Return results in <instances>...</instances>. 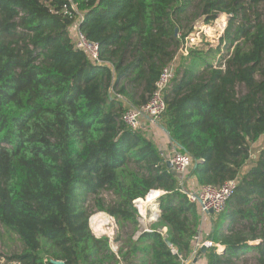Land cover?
<instances>
[{"label":"trees","instance_id":"16d2710c","mask_svg":"<svg viewBox=\"0 0 264 264\" xmlns=\"http://www.w3.org/2000/svg\"><path fill=\"white\" fill-rule=\"evenodd\" d=\"M263 1L0 0V225L23 244L9 260L184 264L202 213L183 187L236 178L214 219L212 237L224 251L197 254L206 264H237L257 250L264 264V146L254 147L264 136ZM222 13L229 22L218 44L193 46L178 62L196 23L210 26ZM77 21L99 43V63L75 46ZM171 63L160 122L173 148L193 157L184 174L169 167L171 154L145 125L123 121L127 109L148 103ZM151 190L164 193L160 217L145 231L134 200ZM96 211L115 217L117 252L93 233ZM242 220L246 233L235 227ZM129 225L132 233H123Z\"/></svg>","mask_w":264,"mask_h":264},{"label":"built area","instance_id":"2783aa9c","mask_svg":"<svg viewBox=\"0 0 264 264\" xmlns=\"http://www.w3.org/2000/svg\"><path fill=\"white\" fill-rule=\"evenodd\" d=\"M221 16L216 20H218ZM80 22L77 21L70 29V35L73 39L75 46L79 49L84 50L88 57L95 63L100 62V45L97 42L90 41L80 30ZM205 25V24H203ZM206 26V25H205ZM223 33V32H222ZM222 35V34H221ZM220 35V36H221ZM183 51V50H182ZM189 52L188 47L185 49ZM188 54V53H185ZM175 77V66L173 63L167 65L160 76V79L156 83V90L151 96L147 104L140 108L131 107L127 109L123 114V121L133 129L140 128L144 122L145 118H148L150 122L159 123L162 114L166 108L164 101L163 92L166 88L171 86L172 80ZM171 162L172 167L175 168L180 174H184L187 169L193 164V157L188 152H182L178 149H174L171 155L167 158V161ZM180 182H183V176L181 175ZM238 186V180L231 179L228 180L222 186L205 185L201 186L198 190L193 188H185L183 190L188 194L192 201H196L199 206V210L202 214H208L211 210V214H219L226 208L228 199L234 194ZM163 190H151L150 193L145 198H137L134 200L136 207L138 208L139 221L141 228L145 231L150 230L149 226L146 225L147 220L156 221L160 217L161 210L158 207V203H155L159 196L163 194ZM151 197V199H150ZM154 203V209H151L150 215H148V204L144 200ZM100 214V218L103 217L106 220L105 226L97 227V223H92V218L94 215ZM90 217V224L93 233L96 236L107 235L111 241L112 249L117 252L119 248V243L114 240L116 234V219L110 214L105 212L96 213ZM207 248L216 247L218 252H223L225 247L220 243L214 242L210 238H201L199 235L196 237V242L193 250V254L198 253L202 246ZM191 255V256H192ZM189 261V263H187ZM184 264H197L193 263L191 258L185 260ZM0 264H19L17 260H9L2 256L0 258Z\"/></svg>","mask_w":264,"mask_h":264},{"label":"rangeland","instance_id":"374dc122","mask_svg":"<svg viewBox=\"0 0 264 264\" xmlns=\"http://www.w3.org/2000/svg\"><path fill=\"white\" fill-rule=\"evenodd\" d=\"M260 13L261 17L264 20V1L260 5ZM221 18L214 23L210 24V26H205L203 25V22L196 23L194 30L189 34V36L186 38L185 42L182 44V49L180 48L176 55L175 58L179 62L180 60V54L188 53L185 51L186 47L191 48L193 46H208L205 45L206 41L212 42L214 46L218 44L219 37L222 32L225 31V28L229 22V14L227 13H222ZM183 50V51H181ZM183 52V53H181ZM179 57V58H178ZM151 123V124H150ZM143 122L142 125H145L144 127L148 130V136L152 137L158 146L166 152L167 150L169 151V154H171V151L174 150L173 144L172 146V139L169 138L168 135L169 133H164L159 126L163 127L161 122L159 123H153V122ZM262 146H264V136L260 137V139L254 144V147L256 149H260ZM168 154V155H169ZM104 196L107 200L111 199V195L108 192L104 193ZM145 198V197H144ZM155 203H158L157 201ZM90 206L91 204L93 205V202H89ZM148 204V215H150L151 209H154V203L152 202H147ZM101 211H96L91 214L94 215L96 213H99ZM106 213V212H105ZM107 214V213H106ZM249 223L246 221H240L239 223L235 224L236 230H243L245 233L248 230V225ZM119 225L116 222V232L118 231ZM123 233H132L133 231V226L129 225L126 228H123ZM23 249V244L19 240V237L15 233H10L6 231L1 225H0V258L4 256L5 258L8 259L10 255H12L14 252L21 251ZM193 263H196L192 260ZM237 264H258L257 261V250H251L246 253H242L240 255V258L236 260ZM189 263V261L187 262Z\"/></svg>","mask_w":264,"mask_h":264},{"label":"crops","instance_id":"0c3cea01","mask_svg":"<svg viewBox=\"0 0 264 264\" xmlns=\"http://www.w3.org/2000/svg\"><path fill=\"white\" fill-rule=\"evenodd\" d=\"M122 97V96H121ZM145 122L149 121L148 118H145L144 119ZM151 124V123H150ZM158 126L164 130L163 132L165 133L166 130L161 127V125L158 124ZM168 133V132H166ZM169 138L171 139L170 135H168ZM202 218H201V221H200V229H199V236L203 239L205 238H210V239H213L212 237V233H213V229H214V219L217 217V215L215 214H211V213H208V214H201ZM153 221L151 220H147L146 222V225H148L150 227V225L152 224ZM191 260L195 261L197 264H206L207 263V259L204 255H200L198 256L197 253L193 254L192 256H190Z\"/></svg>","mask_w":264,"mask_h":264},{"label":"water","instance_id":"95a60500","mask_svg":"<svg viewBox=\"0 0 264 264\" xmlns=\"http://www.w3.org/2000/svg\"><path fill=\"white\" fill-rule=\"evenodd\" d=\"M163 128L168 132V130H167L164 126H163ZM168 133H169V132H168ZM167 163H168L169 167L172 168V164H171L170 160L167 161ZM158 207H159V209H160V205H159V203H158ZM160 210H161V209H160ZM210 213H213V210H211ZM166 242H167L168 245H171V241H170L169 239H167ZM260 243H261V240H260V239H258V240H253V241H250V242H249V244L252 245V246L258 245V244H260ZM207 250H208V248H207L205 245L201 247V251H202V252H206ZM195 261H196V260H195ZM195 261H194V262H195ZM51 262H52L53 264H67L64 260H56V259H52Z\"/></svg>","mask_w":264,"mask_h":264},{"label":"bare ground","instance_id":"6f19581e","mask_svg":"<svg viewBox=\"0 0 264 264\" xmlns=\"http://www.w3.org/2000/svg\"><path fill=\"white\" fill-rule=\"evenodd\" d=\"M150 201V200H149ZM100 214L94 215L92 218V223H97V227L99 228L101 225L105 226L106 220L105 218L101 217Z\"/></svg>","mask_w":264,"mask_h":264}]
</instances>
